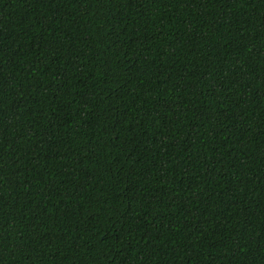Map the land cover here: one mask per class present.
<instances>
[{
    "label": "trees",
    "instance_id": "1",
    "mask_svg": "<svg viewBox=\"0 0 264 264\" xmlns=\"http://www.w3.org/2000/svg\"><path fill=\"white\" fill-rule=\"evenodd\" d=\"M0 264H264V0H0Z\"/></svg>",
    "mask_w": 264,
    "mask_h": 264
}]
</instances>
